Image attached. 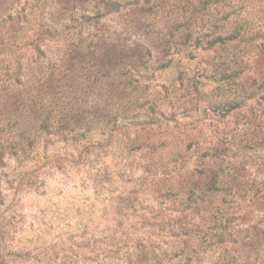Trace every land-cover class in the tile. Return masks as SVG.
Returning a JSON list of instances; mask_svg holds the SVG:
<instances>
[{"label": "rangeland", "instance_id": "374dc122", "mask_svg": "<svg viewBox=\"0 0 264 264\" xmlns=\"http://www.w3.org/2000/svg\"><path fill=\"white\" fill-rule=\"evenodd\" d=\"M151 258L264 264V0H0V264Z\"/></svg>", "mask_w": 264, "mask_h": 264}, {"label": "trees", "instance_id": "16d2710c", "mask_svg": "<svg viewBox=\"0 0 264 264\" xmlns=\"http://www.w3.org/2000/svg\"><path fill=\"white\" fill-rule=\"evenodd\" d=\"M152 260H153V258L150 259V264H153L154 263V261H152ZM155 261L156 262H159V260H157V259ZM128 264H131V263H128Z\"/></svg>", "mask_w": 264, "mask_h": 264}]
</instances>
